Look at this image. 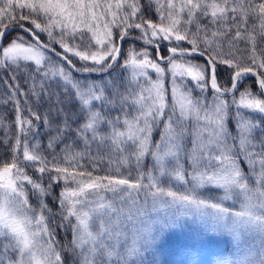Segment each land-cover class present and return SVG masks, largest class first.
Listing matches in <instances>:
<instances>
[{
    "label": "snow or ice",
    "instance_id": "1",
    "mask_svg": "<svg viewBox=\"0 0 264 264\" xmlns=\"http://www.w3.org/2000/svg\"><path fill=\"white\" fill-rule=\"evenodd\" d=\"M146 12L157 21L145 19ZM133 30L140 36L132 38L154 48L155 58L148 48L130 47L120 63ZM258 36L264 39V0H0V69L23 66L28 86L9 83L17 81L15 71L5 79L3 103L14 105L17 135L13 141L11 124L0 116V144L11 156L0 162V264H149V254L150 264H158L155 253L187 216L233 236L240 255L222 264H264V48L257 49ZM195 55L204 63L188 59ZM118 63L120 74L113 75ZM218 66L231 70L230 86L218 82ZM249 74L258 93L245 87L237 99ZM53 82L59 91L49 90ZM209 90L211 99L204 95ZM30 99L37 108L42 100L49 105L43 116ZM33 120L54 133L44 148L51 160L40 141L30 144L28 133L40 134ZM26 163L36 165V179L21 166ZM103 163L118 175H94ZM133 165L135 179L121 174ZM62 181L54 212L46 197ZM56 216V227L65 237L71 233L62 245L49 227Z\"/></svg>",
    "mask_w": 264,
    "mask_h": 264
},
{
    "label": "trees",
    "instance_id": "2",
    "mask_svg": "<svg viewBox=\"0 0 264 264\" xmlns=\"http://www.w3.org/2000/svg\"><path fill=\"white\" fill-rule=\"evenodd\" d=\"M143 2V0H142ZM257 2H259V0H257ZM153 8H155V4H153ZM145 19H152L154 22L157 21V17L155 15H153L151 12H146L144 15ZM184 19L186 20L187 17L185 16ZM199 22L201 24H208V19L205 18H199ZM139 22V21H137ZM230 23V22H229ZM255 23L254 20H249V25ZM191 30L194 32L195 31V24H193L191 26ZM114 34H118V30L114 29ZM258 31V30H257ZM130 34L133 35H137L140 36V32L138 30H133L130 32ZM232 35H234V31L232 33ZM27 38V37H26ZM229 39L231 38V36L228 37ZM41 39L42 40H47L46 35H41ZM6 42V41H5ZM165 44H167V42H165ZM168 46H175V42H173V44L168 45ZM130 47L135 48V50L137 52L142 51L145 48H148V50L150 52L153 53V57L155 58V50L151 47H145L142 44H140L139 42H135L133 40H125L123 47H122V56L120 58V63L123 62V59L126 57L127 52L129 50ZM180 47L183 48H188L189 45L186 42H180ZM239 47L240 48H245L246 44L244 41H241L239 43ZM260 48H264V39H260L259 36L257 37V49L259 50ZM81 50H83V46L81 48ZM227 51V49H225ZM164 55H167V53L165 52ZM239 55L242 56H246L247 53H240ZM55 58V57H54ZM72 58V57H70ZM73 62L76 63V65L78 67L81 66L80 62H78L75 58H72ZM188 59H191L194 63H201L203 64L204 61L203 59H201L198 56H192V57H188ZM13 71L17 72V81H9V83H19L20 87L24 90H27V85L24 83V68L23 66H21L20 69H8V71H4L3 69H0V116L4 117V123L5 124H11V129H10V135L14 141L16 135H17V127L14 124V117H15V111H14V105L12 103H8L5 104L3 103V101L7 98V93H8V89L5 85V79L8 78L9 74L12 73ZM120 64L118 63L116 65V67L112 70V74L113 75H119L120 74ZM150 74L153 76V78H155V74L151 73ZM74 75L77 77V79H94V80H100L101 76L100 75H83V74H75ZM231 75V70L225 68L224 66H218V81L220 83V85L222 87H228L230 86V80L229 77ZM251 87V91L256 94L258 93V88L256 86L255 83V77L250 76L244 79V81L241 83L240 87L238 88L237 92H236V97L237 99L239 98V94L240 92H242L244 90L245 87ZM189 88H194V82H190L188 85ZM50 91L52 92H57L59 91L57 84L55 82H53L50 85L49 88ZM193 95L194 96H198L200 95L199 90L195 89L193 91ZM204 95H207L209 97V99H211V91L209 90L207 93H205ZM63 98V97H62ZM264 98V97H261ZM226 99L231 100V96L226 97ZM21 100V104L20 107L21 109H25L27 107V105H25L24 103V99L23 97H20ZM30 103L31 106L33 108V110H38L39 113L43 116V114L48 110L49 105L47 103H44L43 100L41 101V105L39 106V108H37V105L35 103V101H32L30 99ZM72 111H75V108H72ZM22 115L25 118H28V112L27 111H23ZM54 113L51 114L50 118H54ZM113 115H115V113H113ZM257 119H259V116L257 115L256 117ZM53 122L55 123L56 121L53 120ZM34 124L39 123V136L36 137L35 139L32 138V132L28 133V138L30 140V144H35L37 141H40V143L42 144V151L44 155H47L49 160H51V155H49V153L47 151H44V148H46V143H47V139H48V135H52L54 133H47L45 132V126L42 122H37L35 120H33ZM33 132L35 131V129L32 130ZM4 136V129L3 127H0V138H3ZM8 150L4 148V146L2 144H0V162L3 161H7L11 159V156L7 154ZM22 152V150H21ZM57 153H59V148H57ZM21 159H22V155H21ZM60 163H63V160L60 161ZM81 163L84 164L85 168L89 171H91V167H90V162L85 159L83 161H81ZM22 167L26 168V171L28 173V175L32 176L33 179H36L38 177V173L34 172V168L36 167V165L31 164V163H26V164H22ZM108 164L107 163H103L100 165V171H97L94 173V175H118L116 172L112 171L109 172L107 171L108 169ZM83 170V169H81ZM145 171L147 170V168L145 167L144 169ZM129 172H131V178L135 179L137 176V170L135 168V166L133 165L131 168L128 167H124L121 168V174L123 176H128ZM48 179H49V174L45 173L43 176V182L45 187L47 186L48 183ZM146 182V181H145ZM165 182V186H166ZM71 186V185H70ZM26 187L29 188V198H30V203L33 206H36L37 204V200L36 198L32 195L31 193V189L30 186ZM64 187V183L63 181L57 186V185H53V190H52V196H48L46 197V201L49 205V207H51L53 209V211H57V206L53 203V197L54 196H58L61 188ZM173 187H176V184H173ZM226 206H230L231 203L225 202ZM189 220H191V224L193 225L192 230L189 229L188 223H184L183 227H179L176 229H173L170 234L167 236L163 246L159 249V251L157 253H155V259L158 261V264H189L190 261H192V259L194 260L193 256H194V250L198 247H201V249H209L210 245H213V249L212 247L209 249V253H216L218 255H221L223 253L222 249H223V244L224 242L222 241V239H218L216 241H214V244H211L210 241H213L211 239V237H213L214 234L218 235V236H225V234L227 232L224 231H216V232H212V231H208L206 228V225L204 224L203 221H200L197 217L195 216H188ZM59 223V216L53 217L52 221H50L49 223V227L53 228L56 231L57 234V240L59 241V243L62 245L64 243H66V240H70L71 239V233L68 234L67 237H65L64 235V231L60 228L56 227V224ZM152 260V254H149L148 256V261L149 264Z\"/></svg>",
    "mask_w": 264,
    "mask_h": 264
},
{
    "label": "rangeland",
    "instance_id": "3",
    "mask_svg": "<svg viewBox=\"0 0 264 264\" xmlns=\"http://www.w3.org/2000/svg\"><path fill=\"white\" fill-rule=\"evenodd\" d=\"M226 202L232 204L231 201H226ZM181 219L184 221V223L190 224L188 225V227L190 230H192L193 225L191 224V220H189L188 216L182 217ZM219 238L222 239V241L224 242L223 249L221 252L223 254L221 255H218L216 253L210 254L209 249L213 245H210L209 249H201V247H198L194 250V253H193L194 260L192 259V261H190L189 264H222V262H230L238 258L240 253L237 250V243L234 240L233 236L230 233H226L225 236H222V237L214 234L213 237H211V239L213 240V241H210L211 244H214L215 243L214 241L218 240Z\"/></svg>",
    "mask_w": 264,
    "mask_h": 264
},
{
    "label": "water",
    "instance_id": "4",
    "mask_svg": "<svg viewBox=\"0 0 264 264\" xmlns=\"http://www.w3.org/2000/svg\"><path fill=\"white\" fill-rule=\"evenodd\" d=\"M132 37H135V36L129 35L128 37H126V38L124 39V41H125L126 39H131V40L138 41V42H140L141 44L145 45V44L143 43L142 40H139V39H133ZM136 37H137V36H136ZM124 41H123V42H124ZM145 46L148 47V45H145ZM150 47H151V46H150ZM78 74H80V73H78ZM81 74H83V73H81ZM91 75H92V74H91ZM97 75H98V74H97Z\"/></svg>",
    "mask_w": 264,
    "mask_h": 264
}]
</instances>
